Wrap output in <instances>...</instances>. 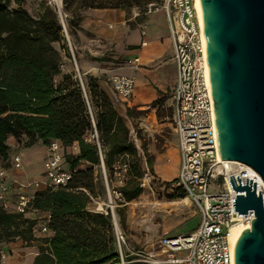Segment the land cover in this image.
I'll use <instances>...</instances> for the list:
<instances>
[{
  "label": "trees",
  "instance_id": "16d2710c",
  "mask_svg": "<svg viewBox=\"0 0 264 264\" xmlns=\"http://www.w3.org/2000/svg\"><path fill=\"white\" fill-rule=\"evenodd\" d=\"M155 1L81 0L77 10H72L76 0H64V5L75 34L82 9L124 10ZM25 2L0 0V161L10 158V137H25L26 148L39 141L47 147L59 141L64 150L78 144L79 155L65 153L73 172L69 187L37 191L31 203V210L50 213L47 226L52 236L38 238L37 220L0 210V239H19L29 246L39 242L32 264L118 263L111 211L100 213L90 208L95 168L101 167V152L108 173L117 164L128 163L129 180L121 192L126 202L135 200L143 193L140 180L145 174L137 146L124 117L95 78L85 81L86 98L76 73H63V56L55 47L65 40L57 10L42 1L43 11L35 18L24 7ZM133 113L127 110L128 117ZM95 131L98 140L90 138ZM147 166L153 172L151 160ZM174 197L186 196L179 189Z\"/></svg>",
  "mask_w": 264,
  "mask_h": 264
},
{
  "label": "built area",
  "instance_id": "2783aa9c",
  "mask_svg": "<svg viewBox=\"0 0 264 264\" xmlns=\"http://www.w3.org/2000/svg\"><path fill=\"white\" fill-rule=\"evenodd\" d=\"M161 8L168 21L177 66L171 125L178 138L179 171L170 185L173 191H183L196 207L201 221L189 235L160 239L159 248L164 258L155 260L153 264H235V249L230 239L232 229L244 222L252 225L255 212L249 210L243 216L234 212L237 192L232 189L230 177L240 176L243 186L247 185V179L257 183L256 193L259 196L262 191L263 202L264 181L249 165L221 158L206 37L198 17L196 0H165ZM138 62V58L129 61L131 64ZM75 64L77 77L87 98L83 75ZM111 82L118 96L127 102L132 98L136 85L134 78L118 75L112 77ZM93 123L95 125L94 119ZM91 139L98 140L96 131ZM62 150L58 142L49 147L44 163L45 190L68 188L72 180L73 172L66 168ZM11 165L15 170H21L22 156L15 154ZM101 167L106 173L102 152ZM114 169L115 174L121 177L122 174L126 176L130 168L128 163H120ZM40 186L39 182L16 186L8 181L6 169L0 166V210L9 214H26L31 209L36 192L16 193L15 188L27 190L31 187L39 189ZM114 193L117 197L122 196L121 191ZM48 222L42 227L44 234L52 233L48 229ZM113 222L119 254V262L115 264H129L126 259L130 257L127 252H131V249L114 216ZM1 254L3 258L6 257L4 252Z\"/></svg>",
  "mask_w": 264,
  "mask_h": 264
},
{
  "label": "rangeland",
  "instance_id": "374dc122",
  "mask_svg": "<svg viewBox=\"0 0 264 264\" xmlns=\"http://www.w3.org/2000/svg\"><path fill=\"white\" fill-rule=\"evenodd\" d=\"M25 1L24 7L35 18L39 17L40 12L43 11V8L41 7L42 1L48 3L57 10L65 38L63 43L55 44V47L61 51L63 56L62 71L63 73L75 72L77 75L78 72L75 59H78V52H80L81 27L79 26V29L76 30L75 34L71 33L72 27H70L68 23L69 12L65 10L64 0L61 9L58 8L53 0L50 2L47 0ZM164 1L165 0H158L154 3L142 5L140 7L132 6L126 7L124 10L122 9L126 12L128 27H137L145 31V27L149 22L147 27L149 39L152 37V34L156 29L167 28L165 13L161 8ZM80 2L81 0H76L72 10H77L80 6ZM87 10L82 9L80 11L82 18ZM63 46H65L66 49H63ZM125 50L127 51V48H125ZM120 52L121 50L118 44L113 45L109 50L110 56H118L116 59H114V57L111 59V61L116 64L115 67H121V65L125 63L124 56H121L119 54ZM164 68L172 74V67L169 64ZM80 72L83 75L84 81H86L83 72L81 70ZM165 91L168 93L169 90L166 89ZM118 97L126 105L127 110L131 109L134 112L133 117L127 116V118L124 119L130 129V137L137 146L138 156L141 159L142 168L145 172L143 178L140 180L143 193L135 200L126 202L123 194L122 196L117 197L114 192L121 191V188L125 186L129 180V173L126 176L122 174L120 177L115 174V171L112 173L106 171V173H104L102 167H96L95 186L91 194L93 199L90 208L95 212L104 213L106 210L112 212L113 206L119 228L124 233L131 249V252H127L130 254V257L126 259V262H130L129 264H153L155 260L164 258V256L161 255L159 248L160 239L164 236L176 238L191 234L198 228L201 217L198 214L196 207L189 199L186 197H174L176 191H173L170 183L162 182L155 169V166L159 163L158 159L165 153L172 151L177 142L174 131L170 125L172 114L171 107L173 105L171 96L160 97V103L152 104L149 106V109L146 110H137L136 107H129L127 101L120 96ZM150 115H153L155 124L150 130H147L144 125L151 123L152 118L150 119ZM91 137L92 135L90 138ZM25 142V137H22L20 140L15 138L12 142L9 160H1L0 166L6 169V171H9L10 175L17 173L18 176L21 177L20 182L34 183L45 177V162H43L45 155L42 156V162L40 163L34 161L28 165H25L24 163L19 172L14 171L11 165V159L14 154H20V152L26 148ZM68 154H71V151L66 152V156ZM149 160L152 161L153 172L147 166ZM162 165H164V167L158 168L161 177L174 175L179 170V160L176 159V156L171 155L169 158L166 156ZM65 166H69L67 161L65 162ZM81 168H84V166ZM13 179L17 180V178ZM108 196L109 198H107ZM110 202H113L112 206ZM33 212L34 211L30 209L24 214V217L30 218L29 216H31ZM35 220L38 221V226L35 231L36 236L38 238H43L45 234L42 231V227L45 218L42 216H36ZM13 242H20V250L22 252H28V248L32 246L38 247L40 245L39 242H34L32 246H29L19 239ZM8 243L10 242L0 239V253L4 252L6 255V257L3 258L1 254L0 264H10V260L15 261H12L13 264H26V262H24V255H17L18 253L12 254L11 252H8L6 245ZM14 255L16 257L13 258Z\"/></svg>",
  "mask_w": 264,
  "mask_h": 264
},
{
  "label": "water",
  "instance_id": "95a60500",
  "mask_svg": "<svg viewBox=\"0 0 264 264\" xmlns=\"http://www.w3.org/2000/svg\"><path fill=\"white\" fill-rule=\"evenodd\" d=\"M201 4L221 158L249 165L264 181V0ZM230 178L234 212H255L236 244L235 264H264L262 191L258 196L253 180L243 186L240 176Z\"/></svg>",
  "mask_w": 264,
  "mask_h": 264
},
{
  "label": "crops",
  "instance_id": "0c3cea01",
  "mask_svg": "<svg viewBox=\"0 0 264 264\" xmlns=\"http://www.w3.org/2000/svg\"><path fill=\"white\" fill-rule=\"evenodd\" d=\"M148 24L145 27V31L137 27L129 28L126 20V12L122 9H89L85 11L80 24V52H78V59H75V63H77L78 67L83 72L85 80H88V77H93L97 80L99 89L107 95L113 103L116 111L124 118H127V108L113 89L111 82L112 77L120 75L135 79V91L132 98L128 101V106L136 107L137 110L149 109V106L162 96L170 95L172 98L175 90L177 82V66L174 59L175 49L168 21L167 28L156 29L150 39L148 38ZM115 44L119 45L121 50L119 54L124 56L125 59V63H123L121 67H115L116 64L111 61L114 56H110L109 50ZM125 48H127V51ZM116 57L118 58V56ZM116 57H114V59H116ZM135 58L139 59L137 64L129 63V61L134 60ZM167 64L172 67V74L164 68ZM166 89L169 90L168 93L165 91ZM172 115L173 112L171 118ZM151 118V123L144 125L147 130H150L155 124L153 115H150V119ZM174 135L177 139L175 147L172 151L162 155L158 159L159 163L155 166L156 173L163 183L173 182L178 176L177 172L174 175L169 174L170 176L161 177L158 171V168L164 167L162 163L165 161L166 156H168V158L171 155L176 156V159L179 160L178 138L175 132ZM14 139V137H10L8 142L11 149ZM58 143L61 144L59 141ZM69 151H71V154H73L74 157H77L79 155L78 144H74V146L62 150L64 155ZM48 153L49 147L39 141L32 147L24 148V150L20 152V155L22 156L23 164L25 163V165H28L32 161L38 163L42 162L43 155H45L43 161L45 162ZM66 168L70 169L69 166H66ZM13 170L17 172L20 171L15 170L14 168ZM13 178H17V180ZM20 178L21 177L18 176L17 173L10 175L9 171H7L8 181L12 183L14 182L16 186L18 184H34L35 182L41 183V186L39 189L31 187L27 190L16 187V193L26 192L31 194L45 190L46 188L47 180L45 177L34 183L20 182ZM36 216L44 217V223L48 222L50 219V213L48 212L34 211L29 217L35 219ZM45 235L52 236V233ZM6 245L8 252H11L12 254L18 253L17 255H24V262H26V264H32L39 253L37 246L28 248V252H22L20 250V242H10ZM14 257L16 256L14 255L13 258ZM12 261L14 260H10V264H13Z\"/></svg>",
  "mask_w": 264,
  "mask_h": 264
},
{
  "label": "bare ground",
  "instance_id": "6f19581e",
  "mask_svg": "<svg viewBox=\"0 0 264 264\" xmlns=\"http://www.w3.org/2000/svg\"><path fill=\"white\" fill-rule=\"evenodd\" d=\"M53 2H55L56 5L61 9L62 0H53ZM196 8H197V11H198V17H199V20H200V23H201V27H202V29L204 31V18H203V9H202L201 0H196ZM204 36H205V32H204ZM107 198H109V196ZM110 203H111V206H112L113 202H110ZM109 206H110V204H109ZM250 228H251V223L244 222V223H241L239 225H236L232 229L231 238L230 239H231V243H232V246H233L234 249L236 248V244H237V242H238V240L240 238L241 233L244 230L250 229Z\"/></svg>",
  "mask_w": 264,
  "mask_h": 264
}]
</instances>
